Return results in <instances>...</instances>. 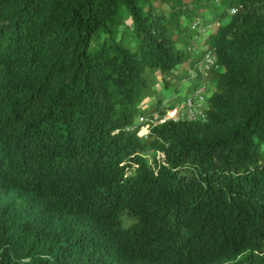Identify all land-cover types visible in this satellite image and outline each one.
I'll return each mask as SVG.
<instances>
[{
    "label": "trees",
    "instance_id": "obj_1",
    "mask_svg": "<svg viewBox=\"0 0 264 264\" xmlns=\"http://www.w3.org/2000/svg\"><path fill=\"white\" fill-rule=\"evenodd\" d=\"M185 20L207 116L141 137ZM0 264H264V0H0Z\"/></svg>",
    "mask_w": 264,
    "mask_h": 264
},
{
    "label": "built area",
    "instance_id": "obj_2",
    "mask_svg": "<svg viewBox=\"0 0 264 264\" xmlns=\"http://www.w3.org/2000/svg\"><path fill=\"white\" fill-rule=\"evenodd\" d=\"M232 14L237 12L234 8L231 10ZM192 32L195 34V39L200 40L203 38V42L208 37V28L204 26L201 20H195L190 24ZM195 51V48L193 49ZM204 55L198 69L194 70L192 76L200 75V82L189 92L188 96L182 103L177 104L173 108L167 109L165 112H155L151 117V121L141 116L139 123H146L139 130L138 135L141 137H148L150 130L156 126L164 125L169 122H196L204 120L209 110V98L211 97L214 87L210 80L207 79L209 73L215 70H222V67L217 63L216 54L208 50L203 45Z\"/></svg>",
    "mask_w": 264,
    "mask_h": 264
},
{
    "label": "rangeland",
    "instance_id": "obj_3",
    "mask_svg": "<svg viewBox=\"0 0 264 264\" xmlns=\"http://www.w3.org/2000/svg\"><path fill=\"white\" fill-rule=\"evenodd\" d=\"M209 16H206L205 19H207ZM200 19V18H199ZM203 24L205 27L208 28V32L211 33L213 31L216 30L218 23L217 22H211L210 24L207 21L202 20ZM185 23L188 24L189 29H187L186 31H183L180 34V38L181 40L185 39L186 35H189V39L193 40L194 42H196V47H195V51H193L194 56L195 57H199L200 56V51L203 50V38H200V40H196L195 36H191L192 34V30L190 28V22H188L187 20H185ZM125 25L132 27V21L130 19L125 21ZM120 31H124V27L120 28ZM120 37V34H119ZM181 69H184L186 71L189 70V65H183L181 66ZM153 81H154V87L153 90H155L157 93H159V96H161L164 99V104L166 105L167 103H176V104H180L184 101V99L188 96L186 89L188 88V86L192 83L191 79H185L182 82L178 83V84H174L173 87L171 89H167L165 87H163V83L161 82V77L159 73H155L153 75ZM176 87H179L178 91H175L174 89ZM155 98H149L144 102V107L151 105L152 102H154ZM149 160H152V155L151 154H146Z\"/></svg>",
    "mask_w": 264,
    "mask_h": 264
}]
</instances>
